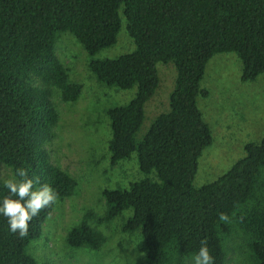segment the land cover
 Wrapping results in <instances>:
<instances>
[{
	"label": "trees",
	"instance_id": "obj_1",
	"mask_svg": "<svg viewBox=\"0 0 264 264\" xmlns=\"http://www.w3.org/2000/svg\"><path fill=\"white\" fill-rule=\"evenodd\" d=\"M121 10L134 50L91 60L88 70L103 87L136 89L127 104L105 112L109 164L135 155L144 177L126 190H104L106 211L98 221L130 211L121 232L139 234L144 264H189L204 237L215 264H226L225 242L234 232L243 237L250 264H264V136L245 144L244 156L215 181L193 186L198 159L212 143L197 104L208 97L201 88L206 65L215 55L234 53L242 83L264 76V0H0V164L12 178L26 169L34 190L48 183L60 199L72 195L75 181L52 165L45 144L58 121L53 90L74 102L82 85L69 82L55 43L69 32L94 56L115 45ZM158 63H171L176 72L168 111L137 138L160 83ZM7 195L0 183V201ZM53 207L33 218L24 238L11 233L0 214V264H37L28 249ZM220 213L229 222H221ZM89 217L68 231V248L97 251L104 244Z\"/></svg>",
	"mask_w": 264,
	"mask_h": 264
},
{
	"label": "rangeland",
	"instance_id": "obj_2",
	"mask_svg": "<svg viewBox=\"0 0 264 264\" xmlns=\"http://www.w3.org/2000/svg\"><path fill=\"white\" fill-rule=\"evenodd\" d=\"M121 14V29L115 45L89 56L69 32L61 33L54 52L67 69L68 80L82 85L74 102H63L53 90L52 102L58 121L52 140L45 149L52 165L75 181L69 198H59L46 218L38 240L30 243L28 252L37 264H144L142 240L137 233L121 232L130 211L109 222H99L106 211L104 190H126L144 176L135 155L111 167L108 143L111 137L108 109L123 106L135 96L136 89L121 91L98 84L88 70L91 60L116 59L134 50ZM159 86L144 107V121L137 135L141 138L161 113L168 111L169 95L174 86L173 64H157ZM241 62L234 53L215 55L206 65L201 88L207 98H198V108L210 127L212 143L198 159L193 186L199 188L227 172L244 156V145L259 142L264 136V76L242 83ZM12 178L11 170L0 164V183ZM90 214L87 223L101 232L104 244L97 250H72L66 245V234ZM226 264H250L243 237L234 232L225 242ZM189 264H194L190 261Z\"/></svg>",
	"mask_w": 264,
	"mask_h": 264
},
{
	"label": "clouds",
	"instance_id": "obj_3",
	"mask_svg": "<svg viewBox=\"0 0 264 264\" xmlns=\"http://www.w3.org/2000/svg\"><path fill=\"white\" fill-rule=\"evenodd\" d=\"M17 176L21 179L17 180L15 178ZM35 183H39L38 177ZM33 185L34 180L28 178L27 170L24 168H18L14 177L4 182L9 195L0 201V214L7 218L10 232L18 238L29 235L30 222L42 210L59 203V193L50 184L44 183L35 190ZM218 219L221 222H229V216L226 213H220ZM193 262L194 264H215L208 247L207 237L200 240V247L193 257Z\"/></svg>",
	"mask_w": 264,
	"mask_h": 264
}]
</instances>
